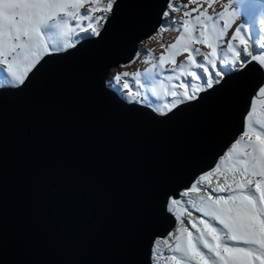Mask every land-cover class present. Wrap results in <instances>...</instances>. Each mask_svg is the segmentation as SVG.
<instances>
[{
	"label": "water",
	"instance_id": "1",
	"mask_svg": "<svg viewBox=\"0 0 264 264\" xmlns=\"http://www.w3.org/2000/svg\"><path fill=\"white\" fill-rule=\"evenodd\" d=\"M167 0H117L100 37L0 91V264H150L169 196L239 130L251 77L233 74L167 115L106 86Z\"/></svg>",
	"mask_w": 264,
	"mask_h": 264
},
{
	"label": "snow or ice",
	"instance_id": "2",
	"mask_svg": "<svg viewBox=\"0 0 264 264\" xmlns=\"http://www.w3.org/2000/svg\"><path fill=\"white\" fill-rule=\"evenodd\" d=\"M116 7L117 0H0V91L25 87L49 58L100 37ZM168 31L179 33L172 43L162 39ZM157 38L165 51L151 68L116 71L106 82L129 103L167 115L233 74L251 82L239 130L214 166L165 200L174 223L154 241L150 264H264V0H167L142 43ZM166 64L171 74L160 78Z\"/></svg>",
	"mask_w": 264,
	"mask_h": 264
},
{
	"label": "bare ground",
	"instance_id": "3",
	"mask_svg": "<svg viewBox=\"0 0 264 264\" xmlns=\"http://www.w3.org/2000/svg\"><path fill=\"white\" fill-rule=\"evenodd\" d=\"M178 34L179 33L175 32L173 35H171V33L168 31V32H165L163 34L164 38H162V39H163L164 42L172 43V42H174L175 37ZM161 42H162L161 39L157 38L156 41L148 42L146 44L142 43L141 50L145 49L147 51V49H153L154 51H153L152 55H153V57L156 58V60L154 59V60H150L149 63H144V60L147 58V55H148V53H145V54L142 55V57H141L142 59L140 61H138V64H137V68L138 69H143V72H144L145 69L151 68V64L152 63L158 61L159 56L162 53H164V51H165L163 48H161ZM117 68H119V67L112 68L110 74H114L116 71H118ZM169 74H171V73L168 71V69L164 70L162 75H160V78H164V77H166ZM188 102H190V101H188ZM192 195L195 196L197 194L193 193ZM199 215H200L199 213H196V212L193 211V217H196V216H199ZM184 219H187V217H184ZM188 227H189L190 230H192L190 225H188ZM192 231H194V230H192ZM160 238H163V237H160ZM162 247H164V246L162 245Z\"/></svg>",
	"mask_w": 264,
	"mask_h": 264
},
{
	"label": "rangeland",
	"instance_id": "4",
	"mask_svg": "<svg viewBox=\"0 0 264 264\" xmlns=\"http://www.w3.org/2000/svg\"><path fill=\"white\" fill-rule=\"evenodd\" d=\"M185 2H186V0H185ZM222 2H226V0H222ZM219 10H220L219 5H217V11H219ZM251 23H252V32L255 33V34H258V31H257V25H256L254 19L251 21ZM169 32L171 33V35H173V34L175 33V31H169ZM93 38H94V37H93ZM163 38H164V36H163ZM253 38L255 39V36H254ZM198 46H199V45H198ZM200 47L203 48V46H200ZM203 50H204V51H207L208 49L203 48ZM139 52H140L139 59H136V62H135V63H130V64H128V65H129L128 67H124V68L119 67V68H117V70H118V71H129V72L140 71L141 73H143V69H138V68H137V64H138V61H140V60L142 59V58H141L142 55L145 54V53H147V51H146L145 49H142V50H140ZM186 56H187V53H184L183 56H179V57H177V61L179 62V61L185 59ZM200 59H202V57H200ZM155 60H156V58H155ZM171 67H172V65H169V64H166V65L164 66L165 70L170 69ZM166 68H167V69H166ZM111 75H113V74H110V77H111ZM110 77H109V79H110ZM109 79H108V80H109ZM130 83L133 84V90H135L134 81H131V80H130ZM111 90H112V89H111ZM117 94H118V93H117ZM118 95H119L120 97H122V99H124L127 103H129V102L126 100V98H125V95H126V94H118ZM139 105H143V104H139ZM143 106H146V105H143ZM147 107H148V106H147ZM149 108H150V107H149ZM151 109H152V108H151Z\"/></svg>",
	"mask_w": 264,
	"mask_h": 264
}]
</instances>
